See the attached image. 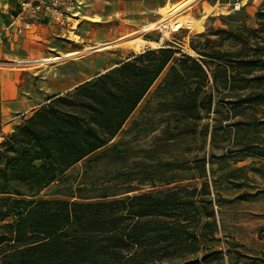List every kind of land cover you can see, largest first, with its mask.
<instances>
[{
    "label": "trees",
    "instance_id": "1",
    "mask_svg": "<svg viewBox=\"0 0 264 264\" xmlns=\"http://www.w3.org/2000/svg\"><path fill=\"white\" fill-rule=\"evenodd\" d=\"M239 31L243 48L235 62L229 52L209 50L211 40L191 43L199 58L148 49L25 116L0 144V264H167L176 246L187 243L198 253L206 236L199 208L195 226L190 221L189 207L196 204L190 195L196 190L135 194L140 190L131 187L87 197L80 188L63 200L40 195L107 149L164 73L160 90L188 115L201 108L210 112L215 93L242 92L238 103L244 110L263 104L264 76L254 73L264 71V42L252 46L250 41L264 36V24ZM236 63L234 75L229 65ZM182 264L201 263L195 258Z\"/></svg>",
    "mask_w": 264,
    "mask_h": 264
},
{
    "label": "rangeland",
    "instance_id": "2",
    "mask_svg": "<svg viewBox=\"0 0 264 264\" xmlns=\"http://www.w3.org/2000/svg\"><path fill=\"white\" fill-rule=\"evenodd\" d=\"M112 1L116 9L122 6L121 13L110 14ZM185 1L95 0L92 4L87 0L70 20L71 28L34 27L13 42H0V58L61 57L98 43H115L143 25L165 19L163 8ZM215 1L200 0L182 13L202 26L200 32L191 27L179 28L160 43L162 34L156 29L143 34L142 39L159 43L157 49L170 48L195 58L199 56L190 48L191 43L203 46L211 40L209 50L229 52L235 62L243 48L239 29L264 24V0H227L229 4L220 6L218 2L212 6ZM9 2L17 11L19 1ZM86 9L96 14L86 17ZM220 30L226 33L219 34ZM257 36L250 41L252 46L264 42L262 34ZM148 49L136 53L130 44H120L98 59L117 65L120 58ZM206 61L212 70L216 69L215 62ZM229 66L236 75L237 63ZM254 75L264 76V71ZM165 76L160 77L111 142L108 148L118 145L115 151L104 155L108 148L104 149L77 164L40 198L69 199L80 188L87 197L125 192L131 187L140 190L135 194L178 188L184 189L181 194L185 195L196 190L190 195L196 202L195 208L189 207L190 221L195 226L199 208L200 228L206 237L198 253L193 254L191 243L178 244L166 263L182 264L198 258L201 264H264V103L244 110L238 103L242 92L225 96L215 93L210 112L201 108L188 115L160 90ZM208 90L213 91L212 83ZM197 114L201 119L194 118Z\"/></svg>",
    "mask_w": 264,
    "mask_h": 264
},
{
    "label": "crops",
    "instance_id": "3",
    "mask_svg": "<svg viewBox=\"0 0 264 264\" xmlns=\"http://www.w3.org/2000/svg\"><path fill=\"white\" fill-rule=\"evenodd\" d=\"M74 1L80 4L87 3V0ZM91 2L93 4L95 0H88V3ZM218 2L220 6L230 3L227 0H216L212 6ZM115 5V2H113V8L110 9V14L112 15L123 11L122 6L116 9ZM84 14L86 17H91L96 13L86 9ZM15 15L16 8L11 5L9 0H0V23H9ZM70 24L71 22L68 23L69 28L71 27ZM52 26L56 25L44 24L42 27L53 29L54 27ZM107 51L109 49L68 59L62 63L50 65L53 66L50 70H46L45 67L47 66H43L39 68L38 72L0 68V144L5 137L22 123L25 116L32 114L45 105L50 98L71 92L78 86L113 68L116 65L115 61L106 63L98 59ZM127 58L122 57L120 60L124 61Z\"/></svg>",
    "mask_w": 264,
    "mask_h": 264
},
{
    "label": "bare ground",
    "instance_id": "4",
    "mask_svg": "<svg viewBox=\"0 0 264 264\" xmlns=\"http://www.w3.org/2000/svg\"><path fill=\"white\" fill-rule=\"evenodd\" d=\"M199 1L200 0H186L185 2L177 6L165 7L163 8V14L165 16V19L158 21V22H152V23L143 25L142 27H140L139 31H137L136 33L129 35L128 37L124 36L125 38L118 40L115 43H98L95 46L85 47L80 52L65 54V55H62L61 57L56 56V57H45V58H0V68L10 69V70H34V69H39L43 66H50L56 63H62L65 60L74 59L78 56H83V55L85 56V54L108 50L112 46L120 45V44H130L136 53L144 49H147V48L157 49V47L159 46V43L145 41L144 39H142V35L147 32L160 29L161 31L160 33L162 35L160 34L161 37L159 38H160V43H162L168 38L169 33L171 31H176L179 28L191 27V28H196V31L198 30L199 32L202 30V26H200V24L195 22L192 16L182 15L183 11L189 9L191 6H193ZM236 8L237 9L239 8V4L236 5Z\"/></svg>",
    "mask_w": 264,
    "mask_h": 264
},
{
    "label": "built area",
    "instance_id": "5",
    "mask_svg": "<svg viewBox=\"0 0 264 264\" xmlns=\"http://www.w3.org/2000/svg\"><path fill=\"white\" fill-rule=\"evenodd\" d=\"M18 3L12 20L0 23V42H13L44 24L66 28L81 6L74 0H20Z\"/></svg>",
    "mask_w": 264,
    "mask_h": 264
}]
</instances>
